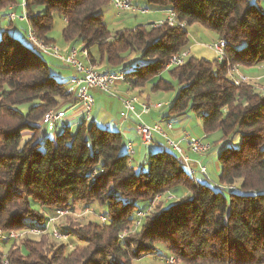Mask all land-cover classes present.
<instances>
[{"label": "trees", "instance_id": "obj_1", "mask_svg": "<svg viewBox=\"0 0 264 264\" xmlns=\"http://www.w3.org/2000/svg\"><path fill=\"white\" fill-rule=\"evenodd\" d=\"M143 1L151 10L173 12L186 27L147 22L111 36L102 12L108 0H24L21 21L48 43L56 14L64 42L86 50L88 64L123 73L131 89L155 80L152 90H171L161 76L169 71L179 89L167 117L193 111L205 137L219 132L217 189L207 171L190 174L167 144L150 154L147 172H136L120 132L91 117L83 116L73 132L68 125L55 131L57 124L48 130L46 112L65 115L69 107L67 82L51 73L28 31L31 45L9 26L0 32V230H15L17 238L0 241V264L4 255L10 264H131L155 255L158 244L179 264H264V86L252 84L257 80L236 85L228 75L234 66L264 65V10L259 0ZM14 4L0 0V18L5 13L10 25L19 20L7 16L10 9L17 13ZM194 24L226 40L225 60L189 53L183 64L168 67L173 55L189 52L187 27ZM134 52L141 62L122 68ZM235 134L239 146H225ZM93 203L106 210L96 219L71 221L63 231L59 219L54 224L60 234L76 235L79 245L68 251L50 239L45 225L56 210L74 214ZM149 208L136 225L138 212ZM32 229L39 236L30 238L38 235Z\"/></svg>", "mask_w": 264, "mask_h": 264}, {"label": "rangeland", "instance_id": "obj_2", "mask_svg": "<svg viewBox=\"0 0 264 264\" xmlns=\"http://www.w3.org/2000/svg\"><path fill=\"white\" fill-rule=\"evenodd\" d=\"M17 8H15L16 12L18 14H23L22 10V4L24 0H14ZM130 4L134 6V10L132 9H126L122 10L121 12L115 11V9L111 6V4H107L104 7H102L103 17L104 21L108 27V30L111 34V36H114L118 31L123 30H132L134 29L138 24H143L147 22H153L154 26H157V21L161 20L163 18V13L151 10L149 6L145 3L143 0H129ZM259 5H261L262 10H264V0H259ZM142 9L146 10L142 12ZM42 11V10H40ZM5 13H2V18H0V32L2 30L8 29L9 26L14 27L13 29V35L16 36L20 41H22L25 44L36 45V41H31V44L29 43L26 32L28 30V25L26 21H16L14 24L10 25V23L7 21V19L4 17ZM64 22L62 19H60L56 14H53V28L48 34V37L51 38L54 41L48 42V44H44V47H57L61 52H66L70 47H68L66 50L62 48L64 46L65 42L61 37V30L63 28ZM188 31V38H189V44L188 49L190 52L191 57L195 58H204L206 60L212 61L216 58L214 52L207 47L208 44H210L212 41L216 40L218 38L217 34L203 28L202 26L198 24H194L192 26L187 27ZM27 32V33H28ZM31 32L33 33V36L36 37L34 40H40L43 41L34 34V32L31 29ZM28 41V42H27ZM44 42V41H43ZM47 43V42H44ZM67 43V42H66ZM52 44V45H50ZM69 44V43H68ZM39 56L44 59L50 68V71L52 74H54L57 78L61 75V70L64 71V68L67 69V65L61 64V68L59 69L60 62L51 58L50 55H46L43 52H38ZM142 58L139 55V53L134 52L130 55L128 58L127 63L122 68H127L129 66L135 65L138 62H141ZM101 64L98 66H95L97 70L103 71V68H101ZM264 65L259 66H253L251 69H248L245 66L238 67L240 74H244L246 77H250L251 79L259 80L258 84H264V79L260 80L261 78H264ZM70 68V67H68ZM131 67L127 68V70H130ZM250 68V67H249ZM115 73V72H112ZM59 75V76H57ZM162 79L165 81H168L172 86L173 89L168 91L163 90H152L151 83H154L152 81L146 84L144 87L137 89L134 91L135 96L139 98V101H147L150 104H160L162 106V111L167 113V110L169 108L170 103L173 101V99L178 95V82L176 79L171 75L169 71H164L162 73ZM121 84H126L125 82H121ZM253 85H256L257 83H252ZM113 87V86H112ZM112 87L110 92L112 93ZM126 88H129L126 84ZM132 88V87H131ZM130 89V88H129ZM114 91V90H113ZM125 89L114 91V94H106V93H96L94 95V103L92 105V116L96 118V123L104 128H109L111 130H117L118 128L122 129V126L120 125L121 116L120 112L123 111V106L119 102L118 95L124 94ZM129 96V95H128ZM71 97V96H70ZM126 97V96H125ZM141 99V100H140ZM120 103V104H119ZM26 105L19 106V109H22L24 111ZM156 109L151 108L149 114L151 115H143L142 118H146L145 124L152 126L155 123H160L162 126H165V121H160V119L157 117ZM185 116L187 118L186 125H185V132H187L190 136L196 137V138H202L203 137V130L201 127V121L200 118L193 112V111H187L185 113ZM150 117V118H148ZM159 120H157V119ZM154 120L155 123L153 122ZM125 121V120H124ZM61 122V121H60ZM57 123V131H60L62 127V123ZM80 122V119H73L71 124L72 132L75 131L76 126ZM144 123V121L142 120ZM153 122V123H152ZM135 125V124H134ZM70 126V125H69ZM164 132L168 135L167 129L164 128ZM134 145L135 148V154L133 156H130V160L132 158V166L136 172H147L148 169V160L151 153H155L160 145H164L165 140L162 136L159 134L153 133V143L149 145H144L140 142L139 136L136 134L134 129ZM219 132L212 133L208 135V141L211 144V153L208 155V160L205 162V165L207 167V177L209 180L207 182L210 186H212L214 189H217V184L220 183L219 176H220V165H218V170L213 166V164L217 163V158L222 150L224 145H220L215 143L214 141L216 138H218ZM241 136L240 134H235L230 138V140L225 144V146H228L230 148H237L240 144ZM185 142V141H184ZM180 143V146L183 148H186L185 143ZM136 146V147H135ZM186 146V147H185ZM185 151V150H184ZM126 148V153H127ZM204 177V176H202ZM204 181L206 182V178H204ZM174 200L169 201L168 203H171ZM145 203H140L139 206H144ZM90 209V212L87 213H81L82 210L76 209L73 211L74 214H70L66 217H59L56 220L58 224V231L67 230L68 224L70 222H78L80 219L89 220V219H96L98 213H104L106 210L104 207H100L97 203L92 204V209ZM54 221V224L56 222ZM56 230V229H55ZM38 235H30V238H36ZM53 242L56 244H65L67 246V250H71L76 245H79L80 242L78 241L76 235H68L65 238L61 236V238H56L53 235H51L50 238ZM19 241L16 245H20ZM167 250L162 245L156 246V254L152 256H143L142 258L138 260H134L131 264H165V257L167 256Z\"/></svg>", "mask_w": 264, "mask_h": 264}, {"label": "built area", "instance_id": "obj_3", "mask_svg": "<svg viewBox=\"0 0 264 264\" xmlns=\"http://www.w3.org/2000/svg\"><path fill=\"white\" fill-rule=\"evenodd\" d=\"M108 1L117 12H121L123 6H132V10H134V6L130 4L129 0H108ZM144 11L146 10L142 9V12ZM164 15H165L164 18L157 21L156 25L159 26L163 22H167L169 25H173L171 11H166ZM7 16L9 20L19 19L21 21L26 18V14H17L14 11L7 13ZM28 39L30 42L34 41L33 38H31L29 35H28ZM223 42H226V40L220 37L212 41L210 44H208L207 47L218 48ZM34 46L44 51L46 55H50V57H52L53 59L67 65L68 67H70V69L73 70L75 75L67 84V93H69V95H71L75 100H77L81 104L84 110V115H83L84 120L86 121L90 120L92 105H93V98L90 95L89 90L92 89L102 93L112 94L105 91V84H115L117 82H124L123 73H112L106 71H102V73L100 74L87 73V65H91V64H88L85 61L87 57L86 50H79L78 48L70 47L66 52H61L57 47H44L43 45H38V44ZM188 57H189L188 51L178 52L177 54L173 55L170 58L167 66L169 67L172 65H181L186 61ZM236 71H239L237 66H236ZM235 84L239 85L241 83H235ZM120 101L123 106V111H121L120 113L121 118L125 120L128 118L130 114L134 117L135 119L134 129L136 134L139 136L140 142L142 144L144 145L151 144V142L154 139L153 133L159 134L160 136L163 137L166 144L170 148H172L175 152H177L181 162L183 163L186 169L194 170V174L206 173L207 170L205 166L201 165L199 167H195L192 164V161L186 155V152L180 146L179 142L169 138L167 134H161V132L158 129V123H155L152 126H150L142 122L141 117L143 115H147L152 107L159 108L160 104H137L136 99H128V97L125 96H121ZM63 117H64L63 112L51 111L50 121L45 122L48 130H54L57 122ZM167 123H169L171 129L172 122L167 121ZM183 141H185V143L187 144L188 151L196 156H205L211 150V144L208 141L202 138L192 137L188 133L184 134ZM127 147L132 149V156H133L135 154L134 145L131 142H129L127 144ZM157 199L159 198L157 197ZM149 210L150 208L145 212H139L137 216L144 217L149 212ZM60 212H68L70 214V211L68 209L56 210V215L50 217V220L47 221L45 228H50V231H55L54 219L56 218L57 214H59ZM87 212H90V209L86 208L81 213H87ZM99 218L100 221L102 222L105 221V217L99 216ZM14 232L15 230L5 234L0 230V241L3 239L14 240ZM60 236L64 238L66 237L65 234H60ZM3 263L10 264L5 255L3 256ZM165 264H179V259L176 258L174 255L170 254L165 258Z\"/></svg>", "mask_w": 264, "mask_h": 264}, {"label": "crops", "instance_id": "obj_4", "mask_svg": "<svg viewBox=\"0 0 264 264\" xmlns=\"http://www.w3.org/2000/svg\"><path fill=\"white\" fill-rule=\"evenodd\" d=\"M164 13H163V18H164ZM68 47H71V45L70 44H68V43H66L65 42V44H64V46H62V48L63 49H67ZM190 53V52H189ZM253 67V66H252ZM252 67H247L248 69H251ZM264 67V66H263ZM240 68H241V66H240ZM75 75V73L73 72V70L72 69H64V71L61 73V75H60V77H62V78H64V80H65V82H67V84H68V82L73 78V76ZM264 77V76H263ZM262 79H264V78H261L260 80H262ZM258 81L259 80H257V84H258ZM263 86H264V84H262ZM116 89L117 90H122V89H125L126 91H125V93L124 94H119L118 95V99H119V102L121 103V101H120V97L121 96H130V95H135V93H134V91H136V89H129V88H126V84H121V82H117V83H115L114 84V86L112 87V94L111 95H113L114 94V91L116 92ZM114 90V91H113ZM99 91H97V90H89V93H90V95L92 96V98H93V103H94V95L96 94V93H98ZM99 93H101V92H99ZM137 94V93H136ZM137 97V96H136ZM138 98V97H137ZM141 100V99H140ZM149 99H147V101H148ZM140 102H143V100L142 101H140ZM66 103L67 104H69V107L65 110V115H64V117L63 118H61L58 122H60V123H62L63 125H70L69 127H70V130L72 131V129H71V124H70V122L73 120V119H80V122L77 124V125H74V126H78L82 121H83V115H84V110H83V107L81 106V104L77 101V100H75L72 96L71 97H69V98H67L66 99ZM65 103V104H66ZM119 103V104H120ZM156 109V114H157V117L160 119V121H165V123L167 122V121H170V122H172V128L171 129H167V133H168V136H169V138H171V139H173V140H175V141H177V142H179V143H183L184 141H183V136H184V134L185 133H187V132H185V125H186V120H187V118H186V116H185V114L184 115H182V116H168L167 117V113L166 112H163L161 109H162V106H160L159 108H155ZM121 113V112H120ZM147 115H151V114H147ZM146 115V116H147ZM148 118H150V117H148ZM157 119V118H156ZM159 119H157V120H159ZM91 120H95L96 121V118L95 117H93L92 116V114H91ZM142 120L144 121V123H147L146 122V118H142ZM157 120H154L153 122L155 123V121H157ZM121 123H120V125L122 126V129H120V128H118V131L120 132V134L122 135V138H123V142H124V144H125V146H126V148L128 149V147H127V144L129 143V142H132V143H134V138H135V134H134V124H135V119H134V117L130 114L129 116H128V118L127 119H125V121L121 118ZM152 122V123H153ZM160 124V123H159ZM62 125V126H63ZM57 126V125H56ZM164 127V126H163ZM202 127V126H201ZM166 128V127H165ZM203 130V129H202ZM55 131H57V127H56V129H55ZM50 134V133H49ZM51 135V134H50ZM30 136V133L29 132H24L23 133V140H26L28 137ZM205 133H204V131H203V137H202V139H204V140H206V141H208V136L207 137H205ZM217 139V138H216ZM165 144H166V142H164ZM185 143V142H184ZM186 144V143H185ZM186 146H187V144H186ZM185 146V147H186ZM136 147V146H135ZM184 150H185V152H186V155L190 158V160L192 161V164L195 166V167H199V166H201V165H203V166H205L206 167V165H205V162L208 160V155L211 153V151L207 154V155H205V156H196V155H194V154H191L188 150H187V147L186 148H184ZM218 163H215V164H213V166L218 170L219 168H218V165H217ZM206 170H207V167H206ZM206 176H207V173H206ZM208 178V177H207ZM197 179L198 180H204V178L202 177V175H198L197 176ZM209 180V179H208Z\"/></svg>", "mask_w": 264, "mask_h": 264}, {"label": "bare ground", "instance_id": "obj_5", "mask_svg": "<svg viewBox=\"0 0 264 264\" xmlns=\"http://www.w3.org/2000/svg\"><path fill=\"white\" fill-rule=\"evenodd\" d=\"M24 8V2H23V4H22V10H25V9H23ZM126 9H132V6H123L122 7V9H121V11L122 10H126ZM13 10H9L8 11V13H10V12H12ZM23 12V14H25V12L24 11H22ZM171 16H172V24H178L181 28H185L186 27V25H185V23L184 22H179V21H177V19H176V16H175V14L173 13V12H171ZM25 20V19H24ZM28 35L31 37V38H33V40L34 39H36V37L35 36H33V33L29 30V32H28ZM34 41H36V44H38V45H44V44H48V43H44L43 41H40V40H34ZM50 45H52V44H50ZM213 52H214V54H215V56H216V59H217V61L218 62H223L224 60H225V51H226V42H223L218 48L217 47H209ZM38 50H40L41 52H43V53H45L44 51H42L41 49H39V48H37ZM231 67V66H230ZM87 73H89V74H100V73H102V71H99V70H97V68H95V66H93V65H87ZM228 75H229V77H230V79L232 80V82H234V83H244V82H254L255 81V79H251L250 77H246L244 74L243 75H241L240 74V72L239 71H236V66H234V67H232V68H230L229 70H228ZM123 81H125V76H124V74H123ZM112 86H114V84H105V91L106 92H110V90H111V87ZM256 87V86H255ZM260 89L262 90V91H264V87H260ZM126 97H128V99H136V103L137 104H150V103H148V102H140L139 101V99L136 97V96H126ZM51 111H53V109L52 110H48L47 112H46V114H45V116H44V119H43V122L45 123V122H49L50 121V119H51ZM166 127V129L168 128V129H170V125H169V123H165V126H164V128ZM158 129H159V131L161 132V134H166L165 132H164V129H163V126L161 125V124H159L158 123ZM127 151H128V154H129V156H132V149H130V148H128L127 149ZM187 171L190 173V174H192V175H195L194 174V170H192V169H187ZM140 212H145V211H140ZM139 213V212H138ZM67 215H69V213L68 212H60L59 214H57V216H56V218L54 219V221L57 219V218H59V217H64V216H67ZM101 217H104V216H101ZM138 218V221H137V223H136V225H138V223H139V221H140V218L141 217H139V216H137ZM39 229V228H38ZM55 230V229H54ZM27 232V231H26ZM29 232H31V233H34V234H38L40 231L39 230H31V231H29ZM52 232V234H53V236L54 237H56V238H60L61 236H60V233L57 231V230H55V231H51ZM17 236V234L14 232V238ZM17 238V237H16ZM3 264H7V263H3Z\"/></svg>", "mask_w": 264, "mask_h": 264}]
</instances>
